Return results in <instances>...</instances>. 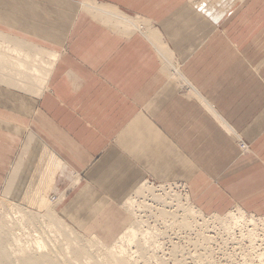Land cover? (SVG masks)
I'll list each match as a JSON object with an SVG mask.
<instances>
[{
	"label": "crops",
	"instance_id": "obj_1",
	"mask_svg": "<svg viewBox=\"0 0 264 264\" xmlns=\"http://www.w3.org/2000/svg\"><path fill=\"white\" fill-rule=\"evenodd\" d=\"M91 1L145 21L174 65L143 33L100 22ZM0 33L56 55L37 93L0 70V187L32 138L38 160L65 168L54 187L70 222L124 215L147 179L186 185L203 214L264 217V0H0Z\"/></svg>",
	"mask_w": 264,
	"mask_h": 264
},
{
	"label": "bare ground",
	"instance_id": "obj_2",
	"mask_svg": "<svg viewBox=\"0 0 264 264\" xmlns=\"http://www.w3.org/2000/svg\"><path fill=\"white\" fill-rule=\"evenodd\" d=\"M225 5H227V4L225 3ZM228 5H229V3H228ZM85 7L89 8L92 11L93 16L95 18H97L100 22H102L103 24L109 26L110 28H112L114 30L119 31L120 33H123L124 35H131V34H134L136 32L143 33L144 36L148 40H150V42H152L154 44V46H155V48L159 54V57H160V60H161V63L163 65L164 69H168V68L172 67V65H174L171 52L164 45V43L161 41V38H160L159 34L157 33V31L154 30L152 27H150L145 21H143V20L141 21L138 19H130L129 17L125 16L124 14L117 12L115 9H113L111 7H108V6H105L102 4H98V3L92 2V1L88 2V4H84V8ZM8 38L9 37L6 36L5 34L0 33V70L3 71L2 75L4 76V74H5L4 72L7 73L8 70H12L14 68L13 71H16L15 75L17 77V81H15V82H18L17 87H19L21 89L30 90V92L31 91L34 92V90H35V93L39 92V89L40 90H41V88L43 89V87L45 85V81L47 80V77H48L50 70L53 66V62L56 59V55L53 52H50L48 50L31 47L29 45H27V46H29V49L26 48L25 45H22L20 47L15 46L14 49L10 45L11 48H8L9 47V45L7 46ZM12 44H13V42H12ZM28 50L32 51V53L29 54ZM6 53H9L10 55L11 54L13 55V53H14V57H11L8 59L6 57V55H7ZM40 65H41V68H39ZM11 74L13 76V73H11ZM8 79H10V78H8ZM40 150H41L40 145L34 139L28 138L27 140L24 141L22 149H21V154L19 156V160L16 162V166L17 167L23 166L25 171L23 170L22 172L15 173L14 176L12 175L8 179L7 182L10 185V190H13V189L16 190V189L20 188L19 190L22 191V194L25 192V190L29 186V182L31 180V174H32V171H31L32 167L31 166L38 159V155H39ZM33 160H35V161L31 164V162ZM64 170H65L64 166H61L59 169V172L62 173V175H63ZM20 174H22V177L20 176ZM160 185H162V184H160ZM157 188L158 189L151 188L150 185L149 186L147 185V183L146 184L143 183L134 192L133 196L130 197L126 201V203H125V205L127 206L126 209H128L127 211H129V210L131 211L129 213L133 216L134 220L124 230V232L114 241L113 245H111L109 247L102 245L100 242H98L96 244L95 242H91V241H89V245L81 244L82 239L83 240H86V239L84 237H82L81 235H79V236H77V240L74 244H73V242L64 241V242H66L65 244H64V242H63V244L61 243L65 247V248H62L63 250L58 248L61 244H59V246L55 245L56 246V247L54 246L55 249L51 248L52 250H51V252H49L50 254L47 253L45 255L43 252L48 250L49 243L53 242V240H54V238L58 232H60V233L64 232L65 235H67L69 232L74 234L73 230L68 225H66V223H64V221H62L54 212L52 213L51 210L45 211V213L42 216L44 219H43V221H41L48 229V230L45 229L46 233L48 232L49 235H51V238L54 237L53 240L49 239V240H51V242L44 240L41 237V235L40 236L36 235L33 238L30 237L31 242L21 243V241H20L21 238L20 239L18 238V235L15 234V231L12 232L13 229L10 230L11 224L9 227L8 226L2 227L3 225L1 224V226H0V235H1L0 246L3 247V249L5 248L6 251H8V250L13 251L15 253V255H17V256H15L16 257L15 259L11 258L9 260V262L7 260V262H8L7 264H11L15 260L17 261V258H18V261L20 262V264H144V263H146L145 262L146 260L144 261V259H145L144 254L146 255V257H148L147 256L148 254L151 255V253H154V250L152 248V246H154V245L152 244V246L150 248L148 246L150 244V242L149 243L147 242L150 238L152 239L153 237H147L150 235L147 230H144V231L140 230L138 221L140 223H142V220H139V214H136L138 212V210L135 209V207L139 208V205L138 206L134 205L135 197L140 193H144V191L146 193H148L149 195H151V197H156L155 200L158 198V195L159 196L161 195V194H155V191L156 192L160 191V193L162 192L163 195L171 197L170 202H162V203H164L168 206L171 204L170 206L176 207L175 209L173 207L174 211H172V212L166 211V209H164V206H163V208L161 206V208H159V209L157 208L156 212L157 213L159 212V214L161 215L160 217H162V218L168 219V216H170V218H173L174 221H172V222H174V224H177V225L180 224L181 228L178 226L180 228V230H182V228L184 229V227L187 228L188 225L190 227V228L188 227L190 230L192 228V225H190L191 221L194 222L195 220L196 221L201 220V221H203V223H206L207 221L216 222V224H218V225L220 224L221 227H224L225 230H227V229L231 230V229L238 228L239 230L244 231L242 229H245L246 235H249L248 238H250L251 236L256 237L258 234H256L255 231H258V230H260V232L262 231L264 233V220L259 219V218L255 217L254 215L247 214L244 211H242L241 209H238L237 212H235V213L231 211V212H229L223 216H219V215L206 216L200 210H198L196 207H194V205L190 201L189 196L186 194L184 187L183 188L181 187L180 188L181 190L178 192H177V190L175 191V189H173L174 187L170 186V185L166 186V187L159 186ZM20 191H19V193H17L18 195L19 194L21 195ZM16 192H18V191L16 190ZM9 195H12V193L10 192ZM8 197L10 198V196H8ZM8 197H5V198H8ZM62 197H63V195H61V198ZM59 198H60V196H59ZM57 201H60V200H57ZM158 201H162V200L159 199ZM163 201H166V200H164V198H163ZM157 203H160V202H157ZM173 203L175 205H172ZM6 204H8V203H6ZM6 204H3L1 202L0 203V209H2V207H4V205L8 206ZM160 205H161V203H160ZM165 207L167 208V206H165ZM10 208L13 209V207L11 205H10ZM154 211L155 210H153V212ZM164 215L167 217H165ZM1 216L2 215L0 214V221H2V219L3 220H5V219L11 220L12 219V216H8L5 214H4V216H2V218H1ZM15 216L22 217V215L20 216V214L17 211L15 212ZM17 217L16 218L14 217V219L11 221H13V223L15 225H19L18 227H21V225H23V223H22L23 220H22V218L17 219ZM28 217H29V215L27 216V219H24V220L31 221V220H28ZM33 218L35 219L34 216L33 217L31 216V219L34 223ZM178 219H179V221H177ZM7 220H5V221H7ZM38 221H40V220H38ZM165 221H167V220H165ZM175 221L177 223H175ZM172 222H170V223H172ZM196 224H197V222L196 223L194 222V225H196ZM169 226H174V225L172 223V225H169ZM25 227H27V226H25ZM197 227H198V225H197ZM13 228H15V227H13ZM195 229L196 228H194V229L192 228L193 231H195ZM216 229H218V228H216ZM15 230H16V228H15ZM40 230L42 231V229H40ZM228 230H227V232H228ZM21 231H24V230H21ZM30 233H31V231H30ZM24 234H23V236H24ZM40 234H42V233H40ZM45 234L43 233L42 235L45 237ZM46 235H48V234H46ZM199 235L201 236L202 234L199 233ZM199 235L197 232V234H196V236L198 237L197 239L200 238ZM137 236H139V238L141 236V239H140L141 241L139 239H137L138 238ZM48 237L49 236H47L46 238H48ZM65 237H64V240H65ZM201 237H203V236H201ZM206 237H207V240H206ZM209 237L205 236L204 237L205 239H202V241L203 240H206L207 242L210 241ZM258 237H260V236H258ZM262 237H261V239H262ZM135 238L137 239V243L139 242L138 246L136 245L137 243L135 244V242H136ZM68 239H66V240H68ZM58 240L59 239H57V241H55V244H57L59 242ZM143 240H146V241H143ZM188 241H190V240H188ZM75 244H77V247ZM133 244L138 247V249H137V247L135 246L136 251L135 250L131 251V249H132L131 247L133 246ZM146 244H148V245L145 246ZM209 244L210 243H208V245ZM62 245L60 247H63ZM202 245H204V243H202ZM87 246L90 248H92L93 246H98L97 248H99V250L93 251L92 249L87 248ZM157 246H159V245H157ZM196 246H198V245H196ZM200 247L204 248L205 246H203V247L200 246ZM205 248L202 250L203 251L206 250ZM207 251H208V248H207ZM5 252H3V253H5ZM139 252H140V254H139ZM3 253H2V255H3ZM137 253L139 254V255H137L138 259L133 257V255H136ZM208 253H207V255H210ZM66 254L67 255L69 254L68 255L69 257L67 256L68 258L65 256ZM204 254H205V251H204ZM174 255H176V253ZM183 256H184V253H183ZM201 256H202V258H204V260L206 259L205 258L206 256L205 257L203 255H201ZM259 256L260 255H258V257ZM207 258L209 259L210 257L207 256ZM153 259H155V258L153 257ZM196 259H198V258H196ZM196 259H195V261H196ZM208 259H206L207 261H205V262L208 263L209 262ZM149 262H150V260H148V263ZM177 262H179V261H177ZM153 264H155V262Z\"/></svg>",
	"mask_w": 264,
	"mask_h": 264
},
{
	"label": "rangeland",
	"instance_id": "obj_3",
	"mask_svg": "<svg viewBox=\"0 0 264 264\" xmlns=\"http://www.w3.org/2000/svg\"><path fill=\"white\" fill-rule=\"evenodd\" d=\"M171 71H173V69H171ZM174 71H176V70L174 69ZM244 146H245V148H247L246 144H244ZM21 149H22V147H21ZM245 150H242V151H245ZM20 154H21V150H20L19 156H20ZM47 154L50 157H52L49 153H47ZM48 155L44 156L41 160L37 159L36 161L33 160L31 162V164H32L35 161L31 166L32 170L30 169L32 171L31 181H30L31 183L29 182V186L26 188V190L23 194H22V191L19 190L20 188L16 189L18 192H16V190H14V189L10 190V185L7 182L8 179L12 175L14 176L15 173L22 172L24 170L23 166H18V167L16 166V162L19 160V156H18L15 164L13 165V167L10 169V171L7 174V177L5 179L4 184L2 185V187H0V203L1 202L3 204L8 203V204H6L8 206L4 205V207H2V209H0V214L2 216H4V214L8 215V216H12L11 220H13L14 217L15 218L17 217V216H15V212L17 211L20 214V216L22 215V217L18 216L17 219L22 218L23 225H21V227H18L19 225H15L13 223V221H11L9 219L8 220L5 219V220H7V221H5L2 219V221H0V226L2 224L3 225L2 227H7V226L9 227L11 224L10 230L13 229L12 232L15 231V234L18 235V238L19 239L21 238L20 239L21 243L31 242L30 239L36 235H39V236L41 235V237L44 240L51 242V240H49V239L53 240L54 237L51 238V235H49L48 232L46 233L45 229H47V227L41 222L44 219L42 216L45 213V211L51 210L52 213L54 212L62 221H64V223H66V225H68L73 230L74 234L69 232L68 233L69 235L68 234L65 235L64 232H61V233L58 232L56 234L53 242L49 243L48 250L43 252L45 255L47 253L50 254L49 252H51L52 249H55L54 248L55 245L59 246V244H61V243L63 244L64 241L73 242V244H74L77 240V236H79V235H81L82 237H84L86 239V240L82 239L81 244L89 245V241H91V242H95L96 244L98 242H100L102 245L107 246V247L113 245V243L117 237H114V238L110 237L112 234H114V232L113 233L107 232L106 230L108 228H111L114 231H116V229L118 227H120V228L122 227L121 228L122 230L120 232L118 231V233L121 234L123 232V230L126 228V226L129 223L133 222L134 218L131 214L128 213L131 211L130 210L127 211L128 209H126L127 206L125 205V203L130 197L133 196L135 190L130 194V196L126 200H124L122 202V204L118 205V208L120 209V211L124 215H122V214L121 215H111L110 217L103 216L101 218L104 220H110V222H107V221L95 222V221H93V219H96V217H92V216L86 217V218H91L92 222H79V223L70 222V221L66 220V218H64L60 214L61 213L60 209L62 208L61 205L64 202L66 192H62V191L57 192L55 190L54 181L56 180L57 176H59L60 173L56 172L54 170L55 164L47 158ZM22 174H20L21 177H22ZM61 176L67 177L68 175L64 174V173L62 175V173H61ZM42 177H43V179H47V178L52 179L53 182H49L51 184H48V185L44 186L43 188H38L37 186H38L39 180H41ZM153 181L154 180H152V179H147L143 183L144 184L147 183L148 186L150 185L151 188H156V189H158L157 187H159V186L166 187V186L170 185V186H173L174 187L173 189H175V191L177 190V192L181 190L180 189L181 187L182 188L184 187L186 189V185H184L182 183H165V182H158V181L153 182ZM160 184H162V185H160ZM36 187H37V189H35ZM19 191L21 193V195L19 194L20 196L17 194V193H19ZM10 192L12 193V195H9ZM185 192L189 196V192L187 189L185 190ZM155 194H161V195L160 196L158 195V198L155 200L156 197H151V195H149L148 193H146L144 191V193L138 194L134 199V205L135 206L139 205V208L135 207V209L138 210V212L136 214H139V220H142V223H140L138 221L140 230L141 231L147 230L149 232V234L151 235V236L149 235L147 237H153L152 239L150 238L147 241L148 243L150 242V244L149 245L146 244L145 246L148 245L151 248V246L153 244L154 246H152V248L154 250V253H151V255L148 254L147 255L148 257H146V255L144 254V258H145L144 261L146 260L145 261L146 263H144V264H149V263L153 264L154 262H155V264H196V263L197 264H264V233L262 231L261 232H260V230L255 231V233L258 234L256 236L257 238L252 237V236H251L252 238L251 237L248 238L249 235H246L245 229H242L244 231H241L238 228L231 229V230L227 229L228 230V232H227V230H225L224 227H221L220 224L219 225L216 224V222L207 221L206 223H203V221H201V220H198V221L195 220L194 222L195 223L197 222L196 225H194V222L191 221L190 225H192L193 229L196 228L195 231H193L192 228L189 230V228H190L189 225H188L189 228L184 227V229L182 228V230H180V228H181L180 224L179 223H178L179 225L174 224V222H172V221H174L173 218H170V216H168V219L162 218V217H160L161 215L159 214V212L158 213L156 212L157 208L159 209V208H161V206H162V208L164 206V209H166V211H169V212L174 211V209L176 207L170 206L171 204L169 205L170 206L169 207L168 205L162 203V202H170L171 197L163 195L162 192L160 193V191H157V192L155 191ZM61 195H63L62 198H61ZM8 196H10L11 199ZM59 196H60V198H59ZM5 197H8V198H5ZM163 198L166 201H163ZM159 199L162 201H158ZM57 200H60V201H57ZM190 201H191V199H190ZM100 202L105 205V206L104 205L102 206L103 209H105V210L111 209V206H106V204H108L107 202H109V201L103 200ZM157 202H160L161 205H160V203H157ZM9 204L13 207V209L10 208ZM172 205H175V204L173 203ZM165 206H167V208ZM173 207H174V209H173ZM194 207H196V206H194ZM238 209H241L245 213L249 214L248 212H246L245 210H243L242 208H239V207H234L231 210H229L227 213H229L231 211L235 213V212H237ZM153 210H155L154 211L155 213L153 212ZM227 213L220 214L219 216L226 215ZM28 215H29L28 220H31V221L24 220V219H27ZM204 215L209 216L211 214H205L204 213ZM2 216H1V218H2ZM31 216L35 217V219L33 218L34 223L31 219ZM165 217H167V216H165ZM255 217L264 220L263 216H255ZM117 219L120 221H118ZM38 220H40V221H38ZM165 220H167V221H165ZM169 221L172 222L174 226H169V225H172V223H170ZM177 221H179V219ZM175 223H177V222L175 221ZM197 225H198V227H197ZM25 226H27V227H25ZM13 227H15L16 230ZM216 228H218L219 230ZM20 229L24 230V231H21ZM40 229H42V231ZM30 231H31V233H30ZM197 232H198V235L200 233V234H202L201 236H203V237H201L199 235L200 238L197 239L198 238L196 236ZM40 233H42V234L46 233L48 235L45 234V237H44ZM23 234H24V236H23ZM47 236H49L50 238L49 237L46 238ZM205 236H208V237L210 236L209 237L210 241H208V242L206 241L207 237H206V240L202 241V239H205L204 238ZM258 236H260V237H258ZM64 237H65V240H64ZM137 237H136L137 239H139V240L141 239V236H140V238H139V236H137ZM261 237L263 240L261 239ZM0 238H1V235H0ZM136 238H135V241H136L135 244L137 243ZM57 239H59L58 241L60 243L56 242L57 244H55V241H57ZM66 239H68V240H66ZM188 240H190V241H188ZM143 241H146V240H143ZM66 242H64V244ZM201 242L204 243V245H202ZM138 243L136 244L137 246H138ZM208 243H210V244L208 245ZM75 245L77 247V244H75ZM136 245L133 244V246L131 247L132 248L131 251H134V250L136 251V249H135L137 247ZM157 245H159V246H157ZM196 245H198V246H196ZM60 246L58 247L59 249L65 248L63 245H62L63 247H60ZM200 246L206 247V248L204 247L206 249V250H204L205 254H204V251L202 250L204 248H201ZM97 247L98 246H93L92 248H90L87 246V248H90L93 251L99 250V248H97ZM207 248H208V251H207ZM137 249H138V247H137ZM5 251H6L5 248L3 249V247L0 246V261H1L0 264H2L3 262H4L3 264H5V263L7 264L11 258L15 259L16 258L15 256H17L11 250L6 251L7 253ZM3 252H5V253H3ZM174 252L176 253V255H174L175 254ZM2 253H3V255H2ZM183 253H184V256H183ZM207 253L210 255H207ZM139 254H140V252H139ZM139 254L137 253L136 255H133V257L138 259L137 255H139ZM68 255L66 254L65 256L67 257ZM201 255H203L204 257L206 255L209 256L210 257L209 259L207 258V256L205 257L206 259L209 260V262L208 263L205 262L207 260L206 259L204 260V258H202ZM258 255H260V256L258 257ZM152 256L155 259H153ZM196 258H198V259H196ZM195 259H196V261H195ZM7 260H8V262H7ZM148 260H150L149 263H148ZM177 261H179V262H177ZM13 263L14 264H20V262L18 261V258H17V261L15 260L11 264H13Z\"/></svg>",
	"mask_w": 264,
	"mask_h": 264
},
{
	"label": "built area",
	"instance_id": "obj_4",
	"mask_svg": "<svg viewBox=\"0 0 264 264\" xmlns=\"http://www.w3.org/2000/svg\"><path fill=\"white\" fill-rule=\"evenodd\" d=\"M239 144H240V149H242V150H245L246 149L245 146H244V144L242 142H240Z\"/></svg>",
	"mask_w": 264,
	"mask_h": 264
}]
</instances>
